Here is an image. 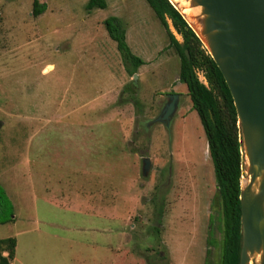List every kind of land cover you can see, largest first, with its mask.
I'll return each instance as SVG.
<instances>
[{"label":"rangeland","instance_id":"obj_1","mask_svg":"<svg viewBox=\"0 0 264 264\" xmlns=\"http://www.w3.org/2000/svg\"><path fill=\"white\" fill-rule=\"evenodd\" d=\"M34 1L0 0V184L14 205L0 239H17L12 264H219L207 138L152 7L38 0L35 16ZM112 16L146 62L136 79L104 25ZM171 93L170 127L151 122Z\"/></svg>","mask_w":264,"mask_h":264},{"label":"trees","instance_id":"obj_2","mask_svg":"<svg viewBox=\"0 0 264 264\" xmlns=\"http://www.w3.org/2000/svg\"><path fill=\"white\" fill-rule=\"evenodd\" d=\"M146 1L167 29L171 43L180 55L179 80L187 86L192 106L200 117L207 138L222 218L219 264H240L242 246L240 196L243 170L240 129L232 93L217 63L171 1ZM33 6L35 16L44 11L38 0L34 1ZM107 6V0H89L86 5L89 11L95 8L104 9ZM169 21L181 35L183 42L177 39L171 30ZM104 25L111 39L116 42L127 71L134 75L146 62L129 46L125 25L116 16L107 18ZM186 50L189 52V57ZM198 70L204 71L208 84L200 79ZM13 213L14 205L0 184V224L13 221ZM162 215L163 208L160 207L158 216ZM16 247V237L0 239V264H12L16 255Z\"/></svg>","mask_w":264,"mask_h":264},{"label":"water","instance_id":"obj_3","mask_svg":"<svg viewBox=\"0 0 264 264\" xmlns=\"http://www.w3.org/2000/svg\"><path fill=\"white\" fill-rule=\"evenodd\" d=\"M170 1L187 20L189 16ZM193 3L203 7L205 24L198 31L187 21L197 36L207 42L232 93L238 115L243 170L240 264H264V0H193ZM186 54L189 57L188 50ZM137 76L134 74L135 79ZM170 96L172 101L152 122L170 127L180 94ZM150 164V159L144 157L145 175Z\"/></svg>","mask_w":264,"mask_h":264},{"label":"bare ground","instance_id":"obj_4","mask_svg":"<svg viewBox=\"0 0 264 264\" xmlns=\"http://www.w3.org/2000/svg\"><path fill=\"white\" fill-rule=\"evenodd\" d=\"M172 1H175L176 3H178V5L182 8V11L184 9L188 10L195 17V18H192L188 15L191 18V21H192L193 25L196 27V29L198 31L199 30L201 31L202 26H204V24H205V18H206V15L203 13V7L194 5L193 0H172ZM184 13H186V12H184ZM197 21L200 24H198ZM244 180L246 183L247 182L246 178H244L243 181Z\"/></svg>","mask_w":264,"mask_h":264},{"label":"flooded vegetation","instance_id":"obj_5","mask_svg":"<svg viewBox=\"0 0 264 264\" xmlns=\"http://www.w3.org/2000/svg\"><path fill=\"white\" fill-rule=\"evenodd\" d=\"M171 94H174V93H171ZM167 97H168V99H167V101L165 102V104L163 105V107L166 105V104H168V103H170L171 101H172V98H171V96H170V94H168L167 95ZM179 102H180V100H179ZM163 107H162V109H163ZM161 109V110H162ZM161 112V111H160ZM154 119V118H153ZM152 119V120H153ZM152 120H151V122H152ZM166 126V125H165ZM169 128V127H168Z\"/></svg>","mask_w":264,"mask_h":264},{"label":"crops","instance_id":"obj_6","mask_svg":"<svg viewBox=\"0 0 264 264\" xmlns=\"http://www.w3.org/2000/svg\"><path fill=\"white\" fill-rule=\"evenodd\" d=\"M17 248V247H16Z\"/></svg>","mask_w":264,"mask_h":264}]
</instances>
